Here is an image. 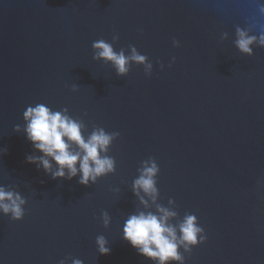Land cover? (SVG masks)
<instances>
[{
  "label": "water",
  "instance_id": "obj_1",
  "mask_svg": "<svg viewBox=\"0 0 264 264\" xmlns=\"http://www.w3.org/2000/svg\"><path fill=\"white\" fill-rule=\"evenodd\" d=\"M261 37L264 0H0V188L25 201L22 220L0 212V264H158L123 227L159 208L178 237L188 215L202 229L171 264H264ZM100 39L147 62L118 75L94 58ZM36 104L66 110L85 138L118 133L101 154L113 171L85 186L28 163L42 155L24 131ZM151 161L155 202L134 190Z\"/></svg>",
  "mask_w": 264,
  "mask_h": 264
},
{
  "label": "clouds",
  "instance_id": "obj_2",
  "mask_svg": "<svg viewBox=\"0 0 264 264\" xmlns=\"http://www.w3.org/2000/svg\"><path fill=\"white\" fill-rule=\"evenodd\" d=\"M253 41L254 38L239 32L236 45L241 52L250 55ZM261 43L264 44V37H261ZM92 47L95 50L94 58L111 63L121 76L128 73L130 62H147V57L139 54L135 48H132V55L127 56L123 50L116 52L103 39L94 41ZM147 67L150 69L151 65ZM65 112L53 111L45 104L27 107L23 113L26 122L24 131L34 148L42 153L39 157L29 156L27 160L28 163L42 166L54 179H73L79 176V183L87 186L90 181L95 183L98 177L113 171L114 161L101 154L107 151L113 137L118 133L109 134L98 129L85 138L82 134L83 125L71 119ZM16 130L20 131L19 126ZM157 172L158 167L154 161L145 163L141 175L134 182L137 195L142 190L155 202L157 189L154 177ZM141 201L147 206V201L143 198ZM24 203L18 194L0 188V212L11 215L13 220H22ZM158 211L160 215L140 212L129 216L123 227L124 239L140 255L158 261V264L181 262L183 257L179 248L184 246L185 250H189V246L197 245L198 234L202 229L197 226L196 217L188 215L179 225L178 237L177 227L169 223L170 218L176 214L164 208H159ZM103 219L107 226L109 217L106 213ZM97 243L102 255L110 254V248L103 236L97 238ZM74 264L82 262L77 260Z\"/></svg>",
  "mask_w": 264,
  "mask_h": 264
}]
</instances>
